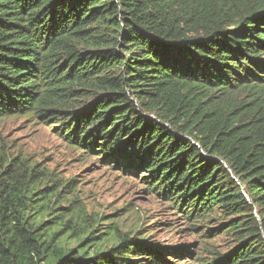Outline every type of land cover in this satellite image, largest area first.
Masks as SVG:
<instances>
[{
    "label": "trees",
    "instance_id": "trees-1",
    "mask_svg": "<svg viewBox=\"0 0 264 264\" xmlns=\"http://www.w3.org/2000/svg\"><path fill=\"white\" fill-rule=\"evenodd\" d=\"M13 116L142 171L186 221L218 222L234 246L205 264H264V0H0V120ZM44 179L0 157V264L181 254L94 236L82 207L51 218Z\"/></svg>",
    "mask_w": 264,
    "mask_h": 264
},
{
    "label": "rangeland",
    "instance_id": "rangeland-1",
    "mask_svg": "<svg viewBox=\"0 0 264 264\" xmlns=\"http://www.w3.org/2000/svg\"><path fill=\"white\" fill-rule=\"evenodd\" d=\"M53 129L29 116L0 120V157L11 166L22 165L35 177H46L43 184L57 192L51 218L82 207L94 221V236L104 232L105 240L116 233L134 243L180 248V255L164 254L170 264H195L196 260L205 264L231 251L234 242L230 235L217 234L221 232L218 222L186 221L166 201L144 189L142 171L127 174L103 162L101 155L83 154Z\"/></svg>",
    "mask_w": 264,
    "mask_h": 264
}]
</instances>
